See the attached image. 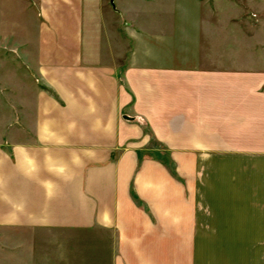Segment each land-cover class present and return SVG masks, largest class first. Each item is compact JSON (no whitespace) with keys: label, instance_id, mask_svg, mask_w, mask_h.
Wrapping results in <instances>:
<instances>
[{"label":"crops","instance_id":"0c3cea01","mask_svg":"<svg viewBox=\"0 0 264 264\" xmlns=\"http://www.w3.org/2000/svg\"><path fill=\"white\" fill-rule=\"evenodd\" d=\"M34 4L0 59V243L25 247L0 264H264V0Z\"/></svg>","mask_w":264,"mask_h":264},{"label":"rangeland","instance_id":"374dc122","mask_svg":"<svg viewBox=\"0 0 264 264\" xmlns=\"http://www.w3.org/2000/svg\"><path fill=\"white\" fill-rule=\"evenodd\" d=\"M35 4L34 0H0V59L10 62L21 60L20 47L34 42L35 37ZM253 21H259L258 15L252 14ZM5 50V51H4ZM5 53V54H4ZM2 63V62H1ZM0 63V64H1ZM16 70V69H15ZM1 73L3 70H0ZM2 76V74H1ZM2 83V82H1ZM2 84L0 85V87ZM2 90V88H0ZM3 237V233H0ZM45 251L53 252L59 258L66 245L45 244ZM65 246V247H64ZM25 247L19 243L4 245L0 243V253L10 249L13 257L18 255ZM58 264H71L68 259H59Z\"/></svg>","mask_w":264,"mask_h":264},{"label":"water","instance_id":"95a60500","mask_svg":"<svg viewBox=\"0 0 264 264\" xmlns=\"http://www.w3.org/2000/svg\"><path fill=\"white\" fill-rule=\"evenodd\" d=\"M113 1V0H112Z\"/></svg>","mask_w":264,"mask_h":264}]
</instances>
